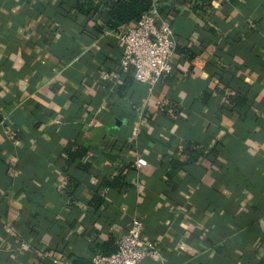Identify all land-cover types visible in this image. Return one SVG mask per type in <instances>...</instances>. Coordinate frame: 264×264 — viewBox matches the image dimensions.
Returning a JSON list of instances; mask_svg holds the SVG:
<instances>
[{
    "label": "crops",
    "instance_id": "crops-1",
    "mask_svg": "<svg viewBox=\"0 0 264 264\" xmlns=\"http://www.w3.org/2000/svg\"><path fill=\"white\" fill-rule=\"evenodd\" d=\"M103 1L0 0V264H93L133 218L143 264H264V0H152L151 88L102 80L134 22Z\"/></svg>",
    "mask_w": 264,
    "mask_h": 264
},
{
    "label": "built area",
    "instance_id": "built-area-1",
    "mask_svg": "<svg viewBox=\"0 0 264 264\" xmlns=\"http://www.w3.org/2000/svg\"><path fill=\"white\" fill-rule=\"evenodd\" d=\"M172 35L170 20L159 18L156 5L151 4L132 24L114 31V36L122 47L119 68L112 73H103L102 80H117L122 72H130L136 81L153 87L163 75L171 71L169 58L174 47ZM135 164L140 168L146 162L137 157ZM142 230L141 220L133 218L126 232L117 241L116 250L109 254H95L93 264H143L147 255L159 258L156 244L142 240Z\"/></svg>",
    "mask_w": 264,
    "mask_h": 264
},
{
    "label": "trees",
    "instance_id": "trees-1",
    "mask_svg": "<svg viewBox=\"0 0 264 264\" xmlns=\"http://www.w3.org/2000/svg\"><path fill=\"white\" fill-rule=\"evenodd\" d=\"M151 4L152 0H104L103 8L107 13V26L115 29L120 24L135 21L150 8ZM77 9L80 12H87L81 5H77Z\"/></svg>",
    "mask_w": 264,
    "mask_h": 264
}]
</instances>
